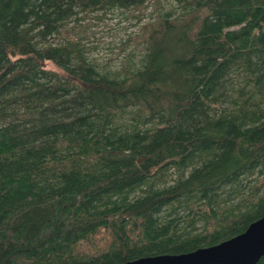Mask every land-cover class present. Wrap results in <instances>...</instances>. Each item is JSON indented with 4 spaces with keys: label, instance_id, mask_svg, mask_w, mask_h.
<instances>
[{
    "label": "trees",
    "instance_id": "16d2710c",
    "mask_svg": "<svg viewBox=\"0 0 264 264\" xmlns=\"http://www.w3.org/2000/svg\"><path fill=\"white\" fill-rule=\"evenodd\" d=\"M149 1L0 0V264L185 252L264 214L243 194L264 184V0H175L117 68L62 34Z\"/></svg>",
    "mask_w": 264,
    "mask_h": 264
},
{
    "label": "rangeland",
    "instance_id": "374dc122",
    "mask_svg": "<svg viewBox=\"0 0 264 264\" xmlns=\"http://www.w3.org/2000/svg\"><path fill=\"white\" fill-rule=\"evenodd\" d=\"M171 8L177 11L179 4L175 0H151L140 11L113 8L106 12L89 13L83 18L69 20L66 24L67 30L62 34L79 37L89 58L101 66L117 68L125 57L131 55V58L135 59L139 56L142 42L132 36L139 33L141 22L153 15L157 9ZM139 16L142 19H139ZM45 65L56 69L50 61H46ZM254 177L255 174L249 177L243 189L246 196L250 192L258 195L264 191V184H259ZM255 185L259 186L256 190ZM239 197L240 195L232 201Z\"/></svg>",
    "mask_w": 264,
    "mask_h": 264
},
{
    "label": "water",
    "instance_id": "95a60500",
    "mask_svg": "<svg viewBox=\"0 0 264 264\" xmlns=\"http://www.w3.org/2000/svg\"><path fill=\"white\" fill-rule=\"evenodd\" d=\"M264 255V214L241 232L185 252L143 255L110 264H254Z\"/></svg>",
    "mask_w": 264,
    "mask_h": 264
}]
</instances>
